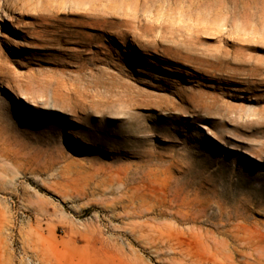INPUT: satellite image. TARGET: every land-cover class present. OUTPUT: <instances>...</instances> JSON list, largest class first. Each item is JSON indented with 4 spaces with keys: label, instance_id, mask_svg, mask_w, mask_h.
Returning a JSON list of instances; mask_svg holds the SVG:
<instances>
[{
    "label": "rangeland",
    "instance_id": "374dc122",
    "mask_svg": "<svg viewBox=\"0 0 264 264\" xmlns=\"http://www.w3.org/2000/svg\"><path fill=\"white\" fill-rule=\"evenodd\" d=\"M14 3L0 264H264V0Z\"/></svg>",
    "mask_w": 264,
    "mask_h": 264
},
{
    "label": "bare ground",
    "instance_id": "6f19581e",
    "mask_svg": "<svg viewBox=\"0 0 264 264\" xmlns=\"http://www.w3.org/2000/svg\"><path fill=\"white\" fill-rule=\"evenodd\" d=\"M1 1V0H0ZM14 1L15 0H8V2L10 3V5H14V7L12 8L13 10H15V9H18V7H17V4H15L14 3ZM22 2V1H21ZM199 2V1H198ZM9 4H8V10H9V8H11V7H9L10 6ZM248 6H244V8H247ZM221 8V7H220ZM222 9V8H221ZM9 15V14H8ZM220 16V15H219ZM9 20L10 21H12V19L11 18H9ZM210 20V19H209ZM37 26V25H36ZM223 26V25H222ZM226 28V27H225ZM187 29V28H186ZM211 32V31H210ZM228 33V32H227ZM207 35H209V36H211L212 38H214V40L216 41V42H218V43H220V42H222L223 43V48L221 47V50H223V52H224V55L225 56H227V55H229L230 54V51L229 50H227V49H232L234 46H235V43L234 42H232V41H230V40H228V39H224L223 37H222V35H221V33H220V31L219 30H216V33H207ZM226 35V34H225ZM235 35V34H234ZM233 35V36H234ZM228 36V35H227ZM39 37V36H38ZM41 37V36H40ZM39 37V41H42V39ZM235 37V36H234ZM199 39H202V38H199ZM253 43H254V41H253ZM240 47L241 48H244V49H254V45H252V43L250 42V41H248V40H244V43L242 44V45H240ZM232 60H233V62L235 61L236 62V60L238 59L237 57H232L231 58ZM181 60H183V61H185L186 63H188L189 65H191V61L188 59V58H182ZM226 62H228V61H224V63H226ZM198 64H200V63H198ZM237 65H241V63H239V64H237ZM205 68V67H204ZM197 69V68H196ZM209 69V68H208ZM199 70L201 71V72H203V74H205L207 77H206V79L207 80H214L215 81V76H213V75H211L210 74V72H208V71H206V70H202V69H200L199 68ZM199 72V71H198ZM232 79V78H231ZM228 83H230V84H232L233 83V81H228ZM197 87V86H196ZM204 86L202 85V84H200L199 86H198V88H203ZM196 89V88H195ZM215 90H221L220 88H218V87H216L215 88ZM58 96V95H57ZM221 97H223V94L221 95ZM188 100L191 102V104H195L196 106H199V107H204V108H209V105H207V98H205V95L202 93V92H200V91H198V92H196V93H190V96H189V98H188ZM186 101V99H184L183 98V96H182V101L181 102H185ZM217 102H219V98L216 96V95H214L213 97H212V102L210 103L212 106H216V104H217ZM174 106V105H173ZM159 107V106H158ZM179 107V106H178ZM167 110V109H166ZM263 113H264V110H263ZM150 216V215H149ZM190 238V237H189ZM187 240V239H186ZM185 244V243H184ZM191 244H192V241H191ZM195 245H197V243H194ZM195 245H194V247H192V250L195 248ZM186 248V247H185ZM172 250V249H171ZM190 250H191V248H190ZM196 251V250H195ZM199 251V250H198Z\"/></svg>",
    "mask_w": 264,
    "mask_h": 264
},
{
    "label": "snow or ice",
    "instance_id": "6c2138e0",
    "mask_svg": "<svg viewBox=\"0 0 264 264\" xmlns=\"http://www.w3.org/2000/svg\"><path fill=\"white\" fill-rule=\"evenodd\" d=\"M117 127V126H116ZM115 138V137H114ZM262 194H264V193H262Z\"/></svg>",
    "mask_w": 264,
    "mask_h": 264
}]
</instances>
